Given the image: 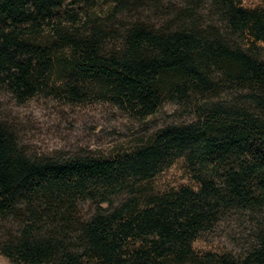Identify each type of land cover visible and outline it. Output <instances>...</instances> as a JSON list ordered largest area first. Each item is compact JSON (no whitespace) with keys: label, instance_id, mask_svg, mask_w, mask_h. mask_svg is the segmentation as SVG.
Returning <instances> with one entry per match:
<instances>
[{"label":"trees","instance_id":"16d2710c","mask_svg":"<svg viewBox=\"0 0 264 264\" xmlns=\"http://www.w3.org/2000/svg\"><path fill=\"white\" fill-rule=\"evenodd\" d=\"M102 2L114 16L133 17L146 2L164 5L168 26L134 22L123 47L107 51L104 25L82 32L63 0H0V84L20 100L39 92L96 97L146 118L169 97L216 90L219 79L246 88L259 112L209 101L197 122L167 126L122 158L64 162L27 157L0 123L1 253L21 264H264V10L238 0L81 1ZM208 11L222 27L200 25ZM227 35L240 36L244 48ZM178 157L187 158L197 189L81 216L80 198L132 189ZM239 212L256 223L244 256L194 251L198 232Z\"/></svg>","mask_w":264,"mask_h":264},{"label":"rangeland","instance_id":"374dc122","mask_svg":"<svg viewBox=\"0 0 264 264\" xmlns=\"http://www.w3.org/2000/svg\"><path fill=\"white\" fill-rule=\"evenodd\" d=\"M81 1L63 0L64 14L69 17L78 15L81 21L77 26L82 32L90 29L94 23L104 25L107 51H119L123 47L124 32L134 22L145 26L154 25L158 30H165L168 26L164 5L161 7L146 2L141 5L139 16L133 17L128 10L114 16L108 7L110 2L88 8ZM238 2L247 9L264 10V0ZM199 21L203 28L209 24L220 27L224 24L215 11L205 12ZM227 40L234 47L244 48L245 42L240 36L227 35ZM215 82L216 90L212 92H189L186 99L169 97L157 113L146 118H137L123 106L96 97L74 101L55 92H39L26 100H20L0 84V123L9 129L19 149L32 160L64 162L74 159H118L151 142L167 126L197 122L201 117L200 112L209 101L259 112L249 101L246 88L219 79ZM184 187L197 189L199 183L187 158L178 157L150 181L142 182L132 189L122 188L111 193L107 199L92 196L80 198V214L86 218L97 210H105L110 204L113 207L120 206L131 198L144 201L153 195L178 192ZM251 222L250 217L243 212L224 215L198 232L192 247L201 256L210 252L240 258L255 243L253 230L256 223ZM3 233L5 231L0 230V237ZM0 264L21 263L14 262L0 251Z\"/></svg>","mask_w":264,"mask_h":264}]
</instances>
